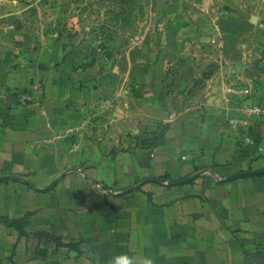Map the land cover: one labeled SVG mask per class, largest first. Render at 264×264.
Instances as JSON below:
<instances>
[{"label":"crops","instance_id":"1","mask_svg":"<svg viewBox=\"0 0 264 264\" xmlns=\"http://www.w3.org/2000/svg\"><path fill=\"white\" fill-rule=\"evenodd\" d=\"M28 8L0 0V264H264V118L233 122L264 53L111 75Z\"/></svg>","mask_w":264,"mask_h":264},{"label":"rangeland","instance_id":"2","mask_svg":"<svg viewBox=\"0 0 264 264\" xmlns=\"http://www.w3.org/2000/svg\"><path fill=\"white\" fill-rule=\"evenodd\" d=\"M18 1L42 26L84 43L91 62L104 60L111 75L117 62L133 72L136 60L151 65L187 55L211 72L221 61L264 53L263 19L246 16L248 4L241 0Z\"/></svg>","mask_w":264,"mask_h":264},{"label":"built area","instance_id":"3","mask_svg":"<svg viewBox=\"0 0 264 264\" xmlns=\"http://www.w3.org/2000/svg\"><path fill=\"white\" fill-rule=\"evenodd\" d=\"M233 92L235 94L247 96L252 92V88L250 84L238 85L233 89ZM261 117L264 118V104L245 106L242 108L240 116L233 119V122L241 127L240 132L245 134L246 142L250 143L252 141L251 135L249 134L250 128L253 126L254 122Z\"/></svg>","mask_w":264,"mask_h":264},{"label":"clouds","instance_id":"4","mask_svg":"<svg viewBox=\"0 0 264 264\" xmlns=\"http://www.w3.org/2000/svg\"><path fill=\"white\" fill-rule=\"evenodd\" d=\"M124 264H129V262L125 260V261H124Z\"/></svg>","mask_w":264,"mask_h":264}]
</instances>
